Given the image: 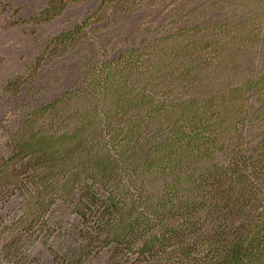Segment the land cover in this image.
<instances>
[{
  "label": "trees",
  "instance_id": "obj_1",
  "mask_svg": "<svg viewBox=\"0 0 264 264\" xmlns=\"http://www.w3.org/2000/svg\"><path fill=\"white\" fill-rule=\"evenodd\" d=\"M39 40L0 85L6 263L264 264V0H96Z\"/></svg>",
  "mask_w": 264,
  "mask_h": 264
},
{
  "label": "rangeland",
  "instance_id": "obj_2",
  "mask_svg": "<svg viewBox=\"0 0 264 264\" xmlns=\"http://www.w3.org/2000/svg\"><path fill=\"white\" fill-rule=\"evenodd\" d=\"M47 1L0 0V85L8 74L20 67L18 60L21 56L23 60H28L32 57L34 50L41 42L40 40L36 41L38 36L45 37L55 33L64 27L68 21L81 17L96 2V0H86L80 4L70 5L62 15L40 28L24 27L14 22L16 19L30 16ZM35 30L36 33L34 34ZM0 237H2L1 234ZM38 249L40 248L36 244L29 246L28 251L31 252L29 258H32L33 253ZM41 250H45V247H41ZM4 254L0 240V264H13L5 262ZM29 264L44 263L31 261Z\"/></svg>",
  "mask_w": 264,
  "mask_h": 264
}]
</instances>
